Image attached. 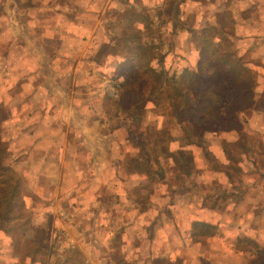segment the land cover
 Here are the masks:
<instances>
[{
    "label": "rangeland",
    "instance_id": "374dc122",
    "mask_svg": "<svg viewBox=\"0 0 264 264\" xmlns=\"http://www.w3.org/2000/svg\"><path fill=\"white\" fill-rule=\"evenodd\" d=\"M39 2L23 17L26 33L15 5H0V141L8 186L26 197V209L15 199L22 218L0 228L4 264H166L148 262L147 240L157 239L160 256L175 249L173 264H241L228 251L218 258L217 245L211 263L178 248V237L175 248L165 221L183 228L200 206L246 228L254 217L259 233L244 231L264 242V213H254L264 206V0ZM126 39L153 46L152 67L177 80L199 66L202 50L208 71L220 52H234L258 72L254 104L245 110L240 100L243 116L226 122L229 131H208L197 144V131L177 124L167 104L175 81L163 80L161 102L121 97ZM142 161L164 184L151 182Z\"/></svg>",
    "mask_w": 264,
    "mask_h": 264
},
{
    "label": "trees",
    "instance_id": "16d2710c",
    "mask_svg": "<svg viewBox=\"0 0 264 264\" xmlns=\"http://www.w3.org/2000/svg\"><path fill=\"white\" fill-rule=\"evenodd\" d=\"M199 35L201 33H198L197 36ZM134 38L138 39L135 35ZM116 39L121 43L120 37ZM223 39L229 40L226 34ZM127 40L129 39L125 40L127 43L124 41V46H126L124 51L128 52L127 61L130 64V70L120 84L121 97L127 101L133 99L134 96L138 97V100H148L159 94L158 99L161 102L163 95L169 93L162 89L163 80L167 78V83H169L168 80L175 81L174 93L168 94L167 104L172 107L177 124H180L182 128L191 126L197 131V140L199 141L197 144L201 145L204 142L208 131L214 133L229 131L226 122L229 119L233 120L232 117L235 114L243 116V112H237L240 106L243 105V109L246 110L254 104L258 72L251 69L244 58L237 57L234 52L228 50L220 52L219 65L212 66L211 70L213 71H208L203 64L208 55L205 50H202V60L199 62V66L193 71H185L187 80L185 75L177 80L176 77L168 78V75L152 67L154 59L148 54L153 51V46L136 43L133 48L129 47ZM227 42L231 44V40ZM118 47L117 45L116 48ZM206 72L208 73L203 74ZM182 82L187 84L184 86ZM217 82L220 84L218 85ZM227 90L231 93H227ZM158 91L159 93H156ZM198 91L200 92L198 93ZM240 100L242 105L239 104ZM3 153L4 149L0 141V228L13 220H20L21 214L16 211L18 206L15 199H18L17 203L23 202L26 209V197L19 198L17 186L15 188L8 186L12 169L7 165L8 161H3L5 157ZM175 163L179 169L184 171L185 165L180 159H175ZM138 167L150 178L151 182L158 181L164 184L161 178L163 174L154 171L148 161H142ZM165 186L169 187V184L165 182ZM187 233L195 243L204 244L208 241L220 240L223 235L222 222L211 224L204 220L194 219L190 222ZM226 239L231 241L230 248L244 253L251 260L250 263L255 261V264H264V243L261 241L258 242L256 239L241 234H238L236 238L227 236ZM159 262L173 264L170 259H161Z\"/></svg>",
    "mask_w": 264,
    "mask_h": 264
},
{
    "label": "crops",
    "instance_id": "0c3cea01",
    "mask_svg": "<svg viewBox=\"0 0 264 264\" xmlns=\"http://www.w3.org/2000/svg\"><path fill=\"white\" fill-rule=\"evenodd\" d=\"M8 0H0V5H3V2H7ZM12 3V5L16 7V9L19 11V15H21L20 17H18V23L20 24L21 28L25 29V33L26 30L29 27V25H25L24 21L26 20V18H23L26 15L30 16L29 13L31 12L32 8L34 6V3H37L39 1H44V0H26L25 3H21L20 0H10ZM40 3V2H39ZM43 3V2H41ZM29 7L28 9L22 8V7ZM21 7V8H20ZM31 8V9H30ZM33 11V10H32ZM27 19H29V17H27ZM28 32V30H27ZM1 34V33H0ZM1 44V43H0ZM22 85V83L24 84V81H19ZM261 132V130H260ZM55 163V162H54ZM46 164H50V166L53 165L52 161H46ZM87 163H85V161L83 162V165H86ZM81 176V180H86V178H84V174L80 175ZM140 176V175H139ZM163 178V177H162ZM227 178V177H226ZM80 181V180H79ZM77 188V187H76ZM91 190V187L89 188ZM179 190L177 189H172V193L178 192ZM187 192L190 193V191ZM82 191L78 189H76V196L77 197H82L84 198L85 195H82ZM175 210V209H172ZM236 212H238V209H235ZM207 212V208L200 206L199 208H190V211L186 214L187 216V222L186 225L183 226V228L180 227L181 223L180 222H176L174 224V222L169 221H165L167 224H169L172 228V232L171 234L167 237L169 242H173L174 240V247L175 248H180L179 246H181V243H184L182 249L184 250L185 247H189V248H193L192 250L194 251H198V258L202 259L205 258L206 261L208 262H213L214 260L216 261V256L214 253H212V251L208 252V250H210L211 246L217 245V247L219 248V255L218 258H222L223 256H225L227 254V251L229 252V255L233 256L235 259H239L240 261H242L241 264H251L249 263V259L248 257L242 253L239 252L237 250H233L229 247L228 244V240L226 239L227 236H231V237H237L238 234L244 235L248 238H252V239H256L258 242L261 241L262 243H264L261 239V237L255 235V234H248L246 233L244 230H258L259 233V229H260V221H254V217L252 218V226H249V228H246V225L241 221V219H238L236 222L233 223H223V221H221V219L215 220V218L217 217V214H214L211 217H206L205 213ZM214 212V211H213ZM264 213V206L261 208H256L254 210V213L256 215H259V213ZM159 214V213H158ZM223 215H227L228 216V212L223 213ZM258 218V216H257ZM194 219L200 220V221H205L211 224H216L219 222H222V228H223V235L221 236L222 239L220 240H212V241H208L207 243H195L193 242L190 237L188 232V229L190 228V222H192ZM259 219V218H258ZM257 222V223H256ZM165 223V224H166ZM177 224V225H176ZM255 228V229H254ZM147 229V228H146ZM175 229V230H174ZM182 229L183 232L181 231ZM174 231L175 234H174ZM226 231H231V232H226ZM178 237V239L180 240L177 243H175V238ZM161 241V239H157L155 242H153L152 240H147L148 246L149 248H151V253L150 255L147 257L148 262H155V261H159L161 259H170L171 261H174L175 259H173V255H174V250L175 249H171L170 252L165 255V256H160L159 255V251H158V245L159 242ZM177 244V247H176ZM188 248V249H189ZM213 248V247H212ZM153 250V251H152ZM177 252V251H176ZM180 252H177L176 254L179 255ZM3 258V259H1ZM203 260V259H202ZM0 261H2L0 264H4L3 261H5V255H0ZM223 261V260H222ZM224 264H226V262L224 261Z\"/></svg>",
    "mask_w": 264,
    "mask_h": 264
}]
</instances>
